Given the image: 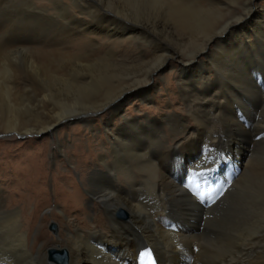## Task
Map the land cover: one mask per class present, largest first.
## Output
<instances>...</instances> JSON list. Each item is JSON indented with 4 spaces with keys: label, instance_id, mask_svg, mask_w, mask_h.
<instances>
[{
    "label": "bare ground",
    "instance_id": "6f19581e",
    "mask_svg": "<svg viewBox=\"0 0 264 264\" xmlns=\"http://www.w3.org/2000/svg\"><path fill=\"white\" fill-rule=\"evenodd\" d=\"M258 1L0 0V37L6 27L12 34L9 41L0 40V106L7 110L0 112L1 133L46 134L75 119L90 129V115L103 112L109 135H104L108 150L87 172L89 182L83 176L79 180L106 222L98 224L101 215L96 214L81 228L78 216L88 214L85 198L72 196L78 216L53 204L48 218H61L57 238L47 234L49 242L37 244V236L30 238V229H22L21 210L0 205V264H57L50 250L65 252L64 264H135L145 245L159 264H264V79L259 74L264 77V7L259 9ZM18 4L33 6L39 18H60L78 28L96 20L94 27L118 35L119 45L137 39L141 44L72 54L64 41L65 24L44 39L48 29L40 20L11 19ZM79 7L82 12L74 14ZM84 10L89 22L76 16ZM102 10L134 25L107 18ZM5 16L9 20L3 22ZM33 29L40 31L33 34ZM55 37L63 43L55 46ZM228 39L227 45L218 43ZM251 59L259 73L251 75L242 65ZM171 62L177 64L182 115H163L161 121L120 116L124 102L148 99L151 80ZM57 97L64 98L62 107L51 100ZM114 118L120 124L112 130ZM191 119L195 129L188 127ZM198 127L213 133L212 152L203 149L206 143L199 154L194 149L196 155L186 157L188 145L203 139ZM56 145L64 148L59 141ZM219 149L236 164L222 168L216 184L221 193L211 194L214 201L221 195L220 200L210 206V193L204 192L201 205L188 183L190 169L210 174L208 156ZM222 185L229 186L222 190ZM121 211L125 219L117 217Z\"/></svg>",
    "mask_w": 264,
    "mask_h": 264
},
{
    "label": "rangeland",
    "instance_id": "374dc122",
    "mask_svg": "<svg viewBox=\"0 0 264 264\" xmlns=\"http://www.w3.org/2000/svg\"><path fill=\"white\" fill-rule=\"evenodd\" d=\"M257 3L258 6H260L259 9H261L262 6L264 7V1L259 0ZM18 6L21 8L18 11L16 9V12L13 11L14 13L12 12L11 19H13L12 17L16 18L19 16L21 19L33 18L35 20L32 19V21H35L36 23H40L41 21V24L43 23L42 25L45 27V29H48L47 32H44L43 34L44 37L42 38L44 39L47 36L54 37V35H49L53 30L52 28H60V25L62 26L65 24L63 25L66 27V30L64 31L66 33V37L64 41L66 43L65 45H67L70 53L72 54L77 52L84 53L85 48H98V52L102 54L104 48H136L137 43L138 45L141 44V42L137 39L136 42L132 40H125L123 41V44L119 45L116 41L118 35L111 32L104 33L101 32V29L94 27V24H96V22L98 23L96 20L93 21L92 24H85V27L78 28V26L73 25L71 22L67 24L60 18H56L55 21L52 19H48L50 20L48 21L46 18H39L36 15L37 12L34 10L33 6L32 8H27L19 4ZM82 10L83 9L79 7L73 11L75 12L74 14H76L78 11L82 12ZM7 12H9V10L5 9L4 13ZM87 12L89 11L84 10L82 14H77L76 16L81 19L80 21L86 20L89 22L91 17L86 16ZM102 14L113 20H117L118 18L117 15L112 11L102 10ZM2 20L5 22L9 20V18L5 16ZM117 21L128 26L129 28L134 25V22L132 23V21L124 20L122 18H118ZM12 25L14 27L15 23H12ZM8 31L9 28L7 27L1 31V41L4 40L5 42V39L6 41L10 39V35L12 34ZM39 31L40 30L36 31L33 29L32 33L36 34L37 32L39 33ZM67 37H69V39ZM52 40V43L55 44V46H57L59 42L63 43L62 40H58L56 37L52 38ZM35 41H37V39H35ZM257 41L260 42V40ZM228 42L229 39L218 41V43H221V46L224 44L227 45ZM35 43H38V41ZM96 43H98V45H96ZM112 43H114V46H111ZM142 43H145V41ZM40 44L43 45L42 43ZM40 44L39 47L41 46ZM61 50L63 51V48ZM199 61L208 63L207 59L204 58H199ZM176 65V63L171 62L167 70L161 74L160 78L151 80L150 86L153 88H151L147 100L140 102L137 99L131 98L130 100L124 102L122 104L123 106L121 105L118 112L119 115L128 117L130 119L143 116H147L149 118L154 117L160 119V121L163 118V115H169L171 113L182 115V102L180 101L178 92ZM242 65L251 75H253L255 71L257 73L260 72L259 67L252 63V59L250 61H243ZM259 74L261 75L260 78L263 81V73L260 72ZM254 76L257 77L258 81L260 80L258 74H254ZM253 79L255 80V78ZM262 81L256 83L262 86ZM215 84L219 85L218 81H215ZM222 91H224V89H222ZM216 92L218 93V91ZM51 100L54 102L56 107H62V105L65 103V100L62 97H57V99ZM2 105L0 106V112L4 114L7 110ZM102 113L103 112H97L90 115L89 118L92 119L90 129L85 128L84 124H82L79 119H75L70 121L69 124L57 126L54 132H50L51 134L48 132L46 134H41L39 137L37 136L38 134L31 136L18 135L16 133L5 134L1 133L0 130L1 209L5 210L18 208L21 210L22 229H30V232H32L30 238L37 236L36 240L38 241H35L37 244L39 241H48L47 234L49 237H51V240H55L57 238L60 225L59 221L61 218L56 215H52V218H48L49 214L53 212V204L60 206V209L66 215L68 214L70 216H75L76 214V216H78V213L73 206V201L71 199L72 196L76 198L77 195L80 198H85L84 210L85 212L87 211L88 214H86L85 218L78 216L79 220L84 221H79L78 223L81 228H84L82 225L83 223H89L90 220L96 216V214L97 216L101 215L99 217L100 220L98 221V224H104L106 222V216L104 213L100 212V210L95 206L96 204L94 201L88 200L85 192L83 191V187L80 184L83 177L89 182L87 172H89L92 167H97L95 160L97 156L101 154V151L106 153L108 150L104 139V135L108 134H104L105 130L103 128V123L105 121V116ZM116 119L117 118H114L111 121L110 128L112 130H115L116 126L120 124L118 121L116 122ZM165 127L166 125L163 126L164 131L166 130ZM188 127L194 129L196 128L193 119L188 121ZM198 128L199 132L197 134L203 139L201 141L194 140L193 143L188 145L186 157L190 158V153H194L197 149L198 151L196 152L199 154L202 150L200 146L206 143H209L208 147L211 148L210 153L212 152L213 146H210L209 138L213 135V133H210L209 130L203 127ZM245 128H247V126H245ZM89 130H94V133H91ZM18 136H24V138L19 139ZM58 141L64 145V148L61 150H59L56 145ZM196 142L198 143V147H196ZM217 151L220 152L222 150L219 149ZM227 154L231 156V160L229 162L230 166L235 167V159H233L231 154ZM194 155H196V153H194ZM178 158L179 156H175L174 160H177ZM189 158H184V160L188 161ZM84 169L86 172H84ZM169 179L171 178L169 177ZM52 223L55 224L57 228L56 233H53L49 229V226ZM87 226H89V224H87Z\"/></svg>",
    "mask_w": 264,
    "mask_h": 264
},
{
    "label": "water",
    "instance_id": "95a60500",
    "mask_svg": "<svg viewBox=\"0 0 264 264\" xmlns=\"http://www.w3.org/2000/svg\"><path fill=\"white\" fill-rule=\"evenodd\" d=\"M37 136L39 137V136H41V134H38ZM18 138L22 139V138H24V136H18ZM117 217H119L121 219H125L126 215L124 212L121 211L120 213L117 214ZM49 229L53 233L56 232V227L54 224H51L49 226ZM49 257H50V260L55 261L58 264H64V262H65V252H63V251L50 250L49 251Z\"/></svg>",
    "mask_w": 264,
    "mask_h": 264
},
{
    "label": "snow or ice",
    "instance_id": "6c2138e0",
    "mask_svg": "<svg viewBox=\"0 0 264 264\" xmlns=\"http://www.w3.org/2000/svg\"><path fill=\"white\" fill-rule=\"evenodd\" d=\"M145 255L149 256V258H150V253H141V257H143Z\"/></svg>",
    "mask_w": 264,
    "mask_h": 264
}]
</instances>
